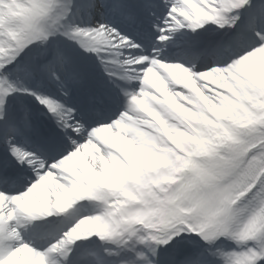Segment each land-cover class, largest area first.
<instances>
[{
  "label": "snow or ice",
  "instance_id": "1",
  "mask_svg": "<svg viewBox=\"0 0 264 264\" xmlns=\"http://www.w3.org/2000/svg\"><path fill=\"white\" fill-rule=\"evenodd\" d=\"M0 264H264V0H0Z\"/></svg>",
  "mask_w": 264,
  "mask_h": 264
}]
</instances>
